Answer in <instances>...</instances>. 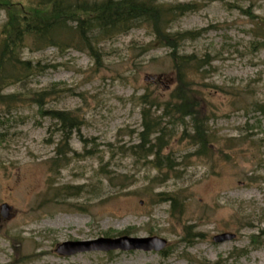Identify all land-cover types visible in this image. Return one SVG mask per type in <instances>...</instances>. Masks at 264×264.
I'll list each match as a JSON object with an SVG mask.
<instances>
[{
  "label": "rangeland",
  "instance_id": "1",
  "mask_svg": "<svg viewBox=\"0 0 264 264\" xmlns=\"http://www.w3.org/2000/svg\"><path fill=\"white\" fill-rule=\"evenodd\" d=\"M160 2L199 5L173 22L170 32L207 29L184 42L180 53L205 60L190 96L207 120L208 153L197 154L189 118L186 129L179 116L171 118L158 104L176 89L177 79L170 50L155 46L147 25L102 42L98 63L76 50L25 49V60L47 68L3 92L21 95V102L0 105V264H264V246L251 244L264 230V49L254 36L264 29V0ZM6 21L0 11V32ZM54 86L56 96L46 99L44 109L69 112L82 123L59 172L52 170V160L61 125L42 116L31 100ZM144 95H153L152 107L143 103ZM146 108L164 130L162 155L173 168L166 159L163 168H155L145 152L150 145L142 147ZM157 136L150 138L153 144ZM107 173L119 176L117 188ZM66 185L85 190L64 201L54 198L56 187ZM163 193L182 202L177 217ZM4 205L8 210L2 212ZM14 209L22 212L13 216ZM186 231L195 236L191 243L183 240ZM126 232L122 236L165 239L168 247L159 253H57L65 242ZM224 233L236 238L213 241Z\"/></svg>",
  "mask_w": 264,
  "mask_h": 264
},
{
  "label": "trees",
  "instance_id": "2",
  "mask_svg": "<svg viewBox=\"0 0 264 264\" xmlns=\"http://www.w3.org/2000/svg\"><path fill=\"white\" fill-rule=\"evenodd\" d=\"M199 9L197 3L168 5L160 0H0V11H5L7 21L0 32V105H13L21 102V95H3V92L11 86L25 84L32 77L42 74L47 66L42 63H34L25 60L22 56L25 49L41 51L47 48H55L60 53L76 50L88 54L98 63L100 59V45L102 42L113 40L118 36L128 34L139 25H147L154 35V44L157 48L165 47L170 50L169 55L173 60V68L176 73L177 87L172 91L166 101L160 102L167 114L175 119L180 117V126H185L184 120L189 118L193 131L190 136L193 144L198 146L197 154L205 155L208 152L207 120L199 116L197 104L192 101L193 76L198 73L205 60L198 58L196 54L180 53L182 44L186 41H194L201 37L207 29L201 31H183L172 33L170 25L176 20L194 13ZM254 34V30L251 31ZM256 37V46L264 49V29H259ZM194 91V90H193ZM62 92V91H61ZM55 86L45 91L35 93L31 100L39 107L42 116H49L57 120L62 135L57 145L55 157L52 160V170L59 172L69 161L72 153L70 142L74 133L78 134L82 123L79 117L69 112L46 111L44 102L46 99L56 96ZM195 93V92H194ZM197 94V93H195ZM153 95H144L143 103L150 104L154 101ZM264 110V107H261ZM150 109L142 112L144 131L141 133L142 147L146 149L147 156L153 157L150 164L160 170L167 160V168H173L170 157H164L161 144L164 140V130L158 123L152 120ZM187 129V127H186ZM153 134L158 136L155 143L150 141ZM83 143L88 141L83 140ZM90 155L91 152H87ZM108 174V182L113 188H117L114 182L119 176ZM101 183H99L100 185ZM119 184V183H118ZM54 198L67 200L78 197L83 192L80 186L56 187ZM90 193V191H87ZM99 195V193H98ZM164 201L172 202V217H177L183 209L182 202L169 194H159ZM77 209L84 211L82 208ZM128 234L121 233L119 236ZM107 236H111L106 234ZM201 234H197L200 236ZM113 237V236H112ZM195 236L186 231L184 242L191 243ZM252 245L264 246V230L252 237ZM202 264H222L202 263Z\"/></svg>",
  "mask_w": 264,
  "mask_h": 264
},
{
  "label": "water",
  "instance_id": "3",
  "mask_svg": "<svg viewBox=\"0 0 264 264\" xmlns=\"http://www.w3.org/2000/svg\"><path fill=\"white\" fill-rule=\"evenodd\" d=\"M8 210L7 206L2 207V212ZM236 238V235L231 233H224L213 238V241L217 244L230 242ZM168 246V242L165 239L159 237H130L121 236L116 238L101 237L96 240L84 241V242H65L58 246L57 253L62 256H73L80 253L91 252H131V251H143V252H162Z\"/></svg>",
  "mask_w": 264,
  "mask_h": 264
},
{
  "label": "bare ground",
  "instance_id": "4",
  "mask_svg": "<svg viewBox=\"0 0 264 264\" xmlns=\"http://www.w3.org/2000/svg\"><path fill=\"white\" fill-rule=\"evenodd\" d=\"M21 212H22V211H21L20 209H14L13 212H12V215H13V216H18ZM18 240H20V239H18ZM18 240H17V241H18ZM12 242H13L14 250L17 252V249H16V245H17V243H16V241L13 240ZM42 254H43V253H40L39 255H42ZM28 258H29V256H25V257H23V259H28ZM4 264H5V263H4Z\"/></svg>",
  "mask_w": 264,
  "mask_h": 264
}]
</instances>
